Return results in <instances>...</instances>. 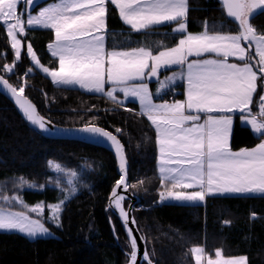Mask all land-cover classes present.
<instances>
[{"label":"snow or ice","instance_id":"1","mask_svg":"<svg viewBox=\"0 0 264 264\" xmlns=\"http://www.w3.org/2000/svg\"><path fill=\"white\" fill-rule=\"evenodd\" d=\"M36 2L0 0V27L14 53L12 64L4 63L0 72H14L22 58L20 38L29 29L51 30L54 39L47 49L58 67L42 65L31 43L27 45V57L54 86L78 87L117 104L129 98L138 101L139 115L146 117L155 131L160 203L197 205L210 195L264 198V93L254 99L257 81L264 82V30L251 22L264 15V0H219L226 19L236 24V31L209 26L205 21L199 33L188 31L189 0H55L34 15L25 16L20 11L21 4L35 6ZM109 5L133 33L146 34L171 25L172 33L178 35L176 43L144 41L131 46L125 40L124 46H117L116 34L112 33L113 46L107 47ZM206 54L208 58L201 59ZM230 58L237 62H230ZM174 66L181 70L158 80L156 95L169 90L176 80H183L184 100L155 103L146 81L158 78L161 69ZM32 72L29 67L25 77ZM26 86V82L13 86L0 75V87L12 96L24 118L40 131H50V121L25 98ZM117 93H122L124 100H118ZM237 113L241 124L259 140L251 148L231 147ZM77 131L101 139L115 150L121 176L109 201L127 225L128 214L122 206L126 197L118 189L127 191L136 185L127 183L124 146L116 134L95 124H86ZM115 132L121 133L122 129L116 128ZM49 166L57 173L64 171L58 163L49 161ZM70 175L76 177L77 172ZM23 185L34 187L20 178L18 186ZM68 198L54 205L40 202L29 207L18 195H2L0 200L5 204L15 202L24 211L0 208V232H19L33 240L49 235L44 223L28 213L43 217L47 207L48 218L59 227L62 205ZM128 236L130 264H137V241L131 230ZM189 253L194 264H248L246 256L225 257L222 249L215 250L214 258L204 246H193ZM142 258L153 264L147 251Z\"/></svg>","mask_w":264,"mask_h":264},{"label":"trees","instance_id":"2","mask_svg":"<svg viewBox=\"0 0 264 264\" xmlns=\"http://www.w3.org/2000/svg\"><path fill=\"white\" fill-rule=\"evenodd\" d=\"M189 6V31L202 30L205 21L209 26L236 31V24L226 19L217 0H189ZM251 22L264 30V15H258ZM107 25L112 33L122 32L116 34V38L120 37L115 40L117 46H124L125 40L131 46L144 41L173 45L178 39V35L164 33L171 25L159 26L152 35L127 34L128 28L113 7H109ZM112 33L106 41L109 48L114 43ZM124 36L129 38L122 39ZM22 39L31 43L42 65L57 67L46 51L52 32L28 30ZM13 60V51L0 27V69ZM29 67L33 68L23 50L14 72H0V75L16 87L25 79L24 96L33 102L41 116L59 127L95 124L116 134L121 141L128 163L127 183L136 185L128 190L139 199L133 217L153 264H194L189 250L193 246L209 250L210 234L222 238L233 249L232 255H246L248 264H264V198L208 197L204 206L160 203L155 132L149 121L136 111V106L131 103L121 106L103 95L54 86L34 68L25 77ZM178 90L176 98L182 96V87ZM116 128L122 132L116 133ZM258 141L247 127L235 121L231 137L233 150L250 148ZM49 161L60 164L64 171H53ZM72 171L77 172L76 177L70 175ZM20 178L34 187L18 186ZM117 180L116 163L109 151L79 141L52 140L38 135L0 95V196L18 195L28 206L40 202L53 205L69 197L62 205L60 226L50 221L44 223L53 237L33 240L16 232H0V264H126L129 243L119 221L108 212L116 237L112 235L104 212ZM127 205L125 201L124 206ZM0 208L21 209L13 202L5 204L2 200ZM223 222H228V226Z\"/></svg>","mask_w":264,"mask_h":264},{"label":"water","instance_id":"3","mask_svg":"<svg viewBox=\"0 0 264 264\" xmlns=\"http://www.w3.org/2000/svg\"><path fill=\"white\" fill-rule=\"evenodd\" d=\"M0 95H2L9 103L12 104V106L15 108L16 112L21 117V119L38 135H40V136H42L44 138H47V139H52V140H74V141H79V142L86 143V144H91V145H94V146H97V147H100V148H103V149L109 151L114 157V160H115V163H116V174L118 176V180L120 179L121 172L119 170V160L116 157L115 150L110 146L109 143H107V142H105V141H103L101 139L90 137V136H88L86 134H83V133H80L79 131H77L78 129H80L83 126H81V127H59V126H56L55 124H53L52 122H50V124L48 125V127L50 128V131L42 132L38 128L32 126L24 118V116H23L22 112L20 111L19 107L16 105L15 100L2 87H0ZM25 98H27V97H25ZM29 101L33 104V102L31 100H29ZM44 119L46 121H49L46 118H44ZM124 156H125V153H124ZM125 159H126V157H125ZM127 171H128V163H127V160H126V177H127ZM115 185H116V183L114 184V186ZM113 187H112V189H113ZM112 189L110 191L109 197L111 195ZM118 191L120 192L121 195L126 197V199L123 201L122 206L124 208V211L127 212V214H128L129 223L127 225H125L124 221L120 217L119 210L115 209L114 205H112L110 207L109 197H108L107 204H106V207H105V210H104L105 215L108 218V212H111L116 217V219L119 221V224L121 226L122 231L125 234V237H126L128 243H129V246H130V240H129L128 232H129V230H131L132 236L137 241V246H138V261H137V264H147V262L144 261L143 258H142L143 257V253L145 251H147L146 245H145V241H144L143 237L141 236V234L139 233V231L137 229V226H136V222H135L134 217H133V209L138 204L139 199H138L137 196L133 195L129 190L124 191L121 188V189H118ZM125 201H128V205L126 207L124 206V202ZM108 221H109V224L111 226L112 235L114 237H116L113 224H112V222H111V220L109 218H108ZM132 221H134L135 223H132ZM130 252H131V248H130ZM126 264H130L129 254H128V261H127Z\"/></svg>","mask_w":264,"mask_h":264},{"label":"crops","instance_id":"4","mask_svg":"<svg viewBox=\"0 0 264 264\" xmlns=\"http://www.w3.org/2000/svg\"><path fill=\"white\" fill-rule=\"evenodd\" d=\"M217 1L219 2V0H217ZM53 2H55V0H37L35 6H25V5L21 4V5H20V11H22V12L25 14V16H27V15H34V14L38 13L42 7H45V6H47L48 4L53 3ZM109 7H113V6L109 5ZM113 8H114V7H113ZM189 8H190V6H189ZM114 9H115V8H114ZM191 9H192V8H191ZM115 10H116V9H115ZM116 13H117V11H116ZM117 16H118V14H117ZM118 18H119V17H118ZM121 23H122V22H121ZM124 26H125V25H124ZM126 27H127V26H126ZM127 28H128V27H127ZM171 29H172V26H171V28H170L169 31H165L164 33H166V34H173ZM29 30H47V29L34 28V29H29ZM48 31L51 32V30H48ZM127 31H128L127 34H132V33H133V32H131L129 29H128ZM188 31H189V30H188ZM200 31H201V30H200ZM200 31H194V32L189 31V32H191V33H199ZM109 33H112V32L109 30ZM117 33L120 34V33H122V32H116V34H117ZM152 33H153V32H150V33H148V34H149V35H152ZM173 35H175V34H173ZM126 38H129V36H124V37H122V39H126ZM20 39H21V41H22V45H23V47H24V51H25V54H26V56H27V45H28V42H24L23 39H22V37H21ZM53 39H54V34L52 33V40H51L50 42H52ZM116 39H120V37H119V38H116ZM50 42H49V43H50ZM49 43H48V44H49ZM48 44H47V45H48ZM47 45H46V51H47L48 54L51 56L50 52H49L48 49H47ZM203 58H208V54H206L205 57H201V59H203ZM28 59L30 60V58H28ZM190 59H195V58H194V57H190ZM30 62H31V60H30ZM230 62H237V61H234L232 58H230ZM31 64H32V63H31ZM32 66H33V68H34L37 72H39L41 75H43L44 77H46L42 72L39 71V69H36L34 65H32ZM57 67H58V62H57ZM180 70H181V69H180L179 67H176V66H174V67H172V68L161 69V71H160V75H159L158 78H160V79H164V78L167 77V76H171V75L173 74V72H179ZM47 78H48V77H47ZM48 79L51 81L50 78H48ZM156 79H157V78L150 79V80H147L146 82H147L148 85H149V91L153 94L154 102H155V103H163V101L160 100L161 95H156L157 88H158V83L156 82ZM257 85H258V87H257V94H256V96H255V98H254V99H256V100H258L260 94L264 93V82L258 80V81H257ZM57 87H61V86H57ZM108 87H109L108 85L105 86L106 90H107ZM178 87H182V96L176 98L175 100H181V101H182V100H184V98H185V97H184V88H185V85H184V81H183V80H176L175 84L171 85L169 89L172 90V91H175V93H178V94H179L180 91L178 90ZM63 88H66V87H63ZM71 88L78 89V90H80V91H82V92L89 93V94L102 95V94H97V93L86 92V91H84V90L79 89L78 87H71ZM117 99H118V100H124L123 94H122V93H117ZM175 100H173V101H175ZM110 101H111V100H110ZM171 102H172V101H171ZM127 103H131V104L135 105V106H136V111H137L138 113L140 112V106H139L138 101H135V100L132 99V98H129V99L124 100V103H123V104H119V105L124 106V105H126ZM145 118H146V117H145ZM146 119H147V118H146ZM235 121H237L238 124H239L240 126H243V125L241 124V121H240V118H239V114H238V113L235 114L234 123H235ZM149 123H150V122H149ZM243 127H245V126H243ZM249 131H250V130H249ZM154 132H155V131H154ZM258 142H259V141H258ZM258 142H257V143H258ZM252 147H253V146H252ZM250 148H251V147H250ZM157 156H158V151H157V147H156V168H157ZM157 174H158V176H159L158 170H157ZM234 196H239V195H210V196H207L206 199H207L208 197H234ZM206 199H205V201H203V202H201V203H199V204H197V205H203V206H204L205 203H206ZM164 203H172V202H164ZM172 204H175V203H172ZM252 217H253V214L251 215V219H253ZM223 225H224V226H228V223L223 222ZM16 233H18V232H16ZM19 234H20V233H19ZM208 245L210 246V249H209V250H206V252H207L208 254H211V255L213 256V258H214V252H215V250H217V249H222V251H223V255H224L225 257L246 256V255H243V254H235V255H232L231 252H232L233 249L230 248V246H228V245L226 244V242H225L222 238L217 237V236H215L214 234H210V235H209V237H208ZM237 252H239V251H237ZM246 257H247V256H246ZM247 259H248V258H247ZM204 264H206V261L204 262Z\"/></svg>","mask_w":264,"mask_h":264},{"label":"rangeland","instance_id":"5","mask_svg":"<svg viewBox=\"0 0 264 264\" xmlns=\"http://www.w3.org/2000/svg\"><path fill=\"white\" fill-rule=\"evenodd\" d=\"M24 50V47H23V45H22V51ZM13 55H14V53H13ZM25 83V79H21L20 80V83H19V86L21 85V84H24ZM27 84V83H26ZM67 184H68V182H66ZM25 187H27V188H29L27 185L25 186ZM13 195H15V194H12L11 196H13ZM10 196V197H11ZM14 204H15V202H13ZM57 204V203H56ZM16 205H18V204H16ZM54 205V204H53ZM18 206H20V208L22 209H20V211H24V209L22 208V206L21 205H18ZM32 206H35V205H32ZM32 206H29V207H32ZM9 211H15V210H10L9 209ZM28 215H30L33 219H40L41 220V222L42 223H45V221H50V222H52L53 224H55V225H57V222H54V221H52V220H50L48 217H49V215H50V213H49V210L47 209V207H45V210H44V215H43V217H38V216H36L35 214H33V213H28ZM59 223V222H58ZM19 233V232H18ZM49 235H46V236H43V237H40V238H47V237H53L54 235H53V233L52 232H50L49 231ZM21 234V233H20ZM23 235V234H22ZM25 236V235H24Z\"/></svg>","mask_w":264,"mask_h":264},{"label":"built area","instance_id":"6","mask_svg":"<svg viewBox=\"0 0 264 264\" xmlns=\"http://www.w3.org/2000/svg\"><path fill=\"white\" fill-rule=\"evenodd\" d=\"M158 80H160V78H157L156 79V82L158 83ZM176 99V93H175V91H172V90H166L165 92H163L162 94H161V100L163 101V102H165V101H169V102H171V101H173V100H175ZM126 109H128V108H126ZM128 110H130V109H128Z\"/></svg>","mask_w":264,"mask_h":264}]
</instances>
